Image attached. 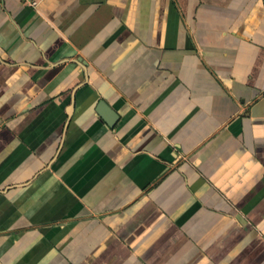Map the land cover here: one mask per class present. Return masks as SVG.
<instances>
[{"label":"crops","instance_id":"obj_1","mask_svg":"<svg viewBox=\"0 0 264 264\" xmlns=\"http://www.w3.org/2000/svg\"><path fill=\"white\" fill-rule=\"evenodd\" d=\"M0 264H264V0H0Z\"/></svg>","mask_w":264,"mask_h":264},{"label":"built area","instance_id":"obj_2","mask_svg":"<svg viewBox=\"0 0 264 264\" xmlns=\"http://www.w3.org/2000/svg\"><path fill=\"white\" fill-rule=\"evenodd\" d=\"M41 0H24L25 3L33 6V7H37V5L39 4Z\"/></svg>","mask_w":264,"mask_h":264},{"label":"water","instance_id":"obj_3","mask_svg":"<svg viewBox=\"0 0 264 264\" xmlns=\"http://www.w3.org/2000/svg\"><path fill=\"white\" fill-rule=\"evenodd\" d=\"M99 113H101L100 111H99ZM102 114V113H101ZM103 115V114H102Z\"/></svg>","mask_w":264,"mask_h":264}]
</instances>
